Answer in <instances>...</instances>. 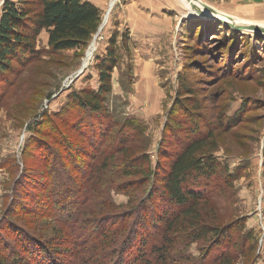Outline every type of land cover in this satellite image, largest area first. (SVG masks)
I'll use <instances>...</instances> for the list:
<instances>
[{"label": "rangeland", "instance_id": "obj_1", "mask_svg": "<svg viewBox=\"0 0 264 264\" xmlns=\"http://www.w3.org/2000/svg\"><path fill=\"white\" fill-rule=\"evenodd\" d=\"M5 1L20 6L0 0V16ZM24 1L34 14L37 2ZM84 1L101 20L82 50L54 52L42 31L38 59L22 68L12 62L0 76V245L18 250L16 234L26 233L47 241L56 259L50 263L78 264L80 239L98 229L101 236L106 223L131 215L151 189L148 170L167 168L164 157L202 137L210 147L205 155L235 179L234 192L214 181L198 207L206 223H231L236 234L216 248L210 239L188 246L186 233L168 234L171 255L197 264H264V33L238 31L193 7L204 3L219 19L261 28L264 10L230 13L228 0ZM151 1L155 10L146 6ZM115 32L128 33L127 52L118 38L105 115L91 118L100 127L88 132L68 95L97 89L96 59ZM236 118L227 131L225 123ZM127 120L142 125V134L119 131ZM131 163L138 168L129 171ZM166 213L167 221L175 211Z\"/></svg>", "mask_w": 264, "mask_h": 264}, {"label": "trees", "instance_id": "obj_2", "mask_svg": "<svg viewBox=\"0 0 264 264\" xmlns=\"http://www.w3.org/2000/svg\"><path fill=\"white\" fill-rule=\"evenodd\" d=\"M16 1L20 6L14 5L12 1H5L0 16V76L3 77L9 75L12 62L22 68L38 59L34 44L42 31L47 34L48 46L54 52L82 50L96 34L101 20L99 9L84 0H35L37 10L34 14L25 7L27 1ZM118 38H121L123 50L127 52L128 33L112 34L104 57L96 59L97 89H85L68 95L67 102L88 120L85 122L88 132H95L100 127L97 122L95 129L90 119L105 115V102L111 92V73L118 62ZM51 96L47 95L46 102ZM237 121V118L230 119L224 127H228L229 131ZM174 124L171 126L179 127V124ZM122 129L142 134L144 127L134 120H127L119 131ZM87 131L83 135H88ZM192 133L195 134L196 130H192ZM212 144L213 142L211 147ZM206 147L210 149L202 137L194 138L172 159L164 157L166 161L169 160L167 168L158 167V170L155 168L152 172L148 170L149 177L145 178L152 180L148 196L138 202V209H133L131 215L106 223L101 236L96 234L100 230L98 229L95 233L89 231L84 239H80L84 248L77 259L78 264H197L189 258L174 260L171 252L175 244L171 238L166 237L168 234L186 233L188 246L210 239L215 248L223 243L227 247L231 234H236L233 232L236 227L230 223L218 228L206 223L205 215L198 205L204 195H208L210 185L218 179L234 192L232 187L235 178L225 165L217 162L213 156L205 155ZM130 167L129 171L138 168L132 163ZM139 208L146 212L142 218L137 213H140ZM166 209L175 211L170 213L172 218L167 221ZM126 218L130 222L128 227ZM158 226L164 232L160 239L156 237L162 231ZM155 237L158 239L157 243ZM38 239L26 233L16 234L18 250L4 248L6 244L0 245V264H52L49 259L56 260L54 252L50 251L46 240L43 243ZM109 251L113 253L110 254ZM115 254L117 256L111 261L110 257ZM224 259L219 263L214 259L207 264H224L228 261Z\"/></svg>", "mask_w": 264, "mask_h": 264}, {"label": "water", "instance_id": "obj_3", "mask_svg": "<svg viewBox=\"0 0 264 264\" xmlns=\"http://www.w3.org/2000/svg\"><path fill=\"white\" fill-rule=\"evenodd\" d=\"M202 7L199 8V7H193L196 12H197V15L199 16H202V17H205V18H212V19H215L217 20L218 22L222 23L223 25L225 26H229L231 28H234L238 31H246V32H249V31H253L254 33H264V28H261V27H258L257 25H251V26H236L234 24H232L230 22L229 19L225 18V17H221L220 19L216 17V15L212 12V10H210L208 8V6L206 4L203 3V5H201ZM194 12V13H196Z\"/></svg>", "mask_w": 264, "mask_h": 264}, {"label": "crops", "instance_id": "obj_4", "mask_svg": "<svg viewBox=\"0 0 264 264\" xmlns=\"http://www.w3.org/2000/svg\"><path fill=\"white\" fill-rule=\"evenodd\" d=\"M227 3L230 13H232L233 10H264V0H228ZM146 6H149L151 10H155V8H157V4L152 1L146 4Z\"/></svg>", "mask_w": 264, "mask_h": 264}, {"label": "built area", "instance_id": "obj_5", "mask_svg": "<svg viewBox=\"0 0 264 264\" xmlns=\"http://www.w3.org/2000/svg\"><path fill=\"white\" fill-rule=\"evenodd\" d=\"M103 38H101V40H102Z\"/></svg>", "mask_w": 264, "mask_h": 264}]
</instances>
